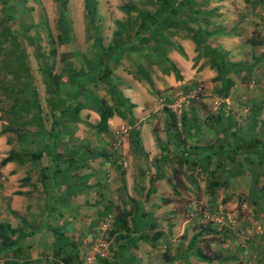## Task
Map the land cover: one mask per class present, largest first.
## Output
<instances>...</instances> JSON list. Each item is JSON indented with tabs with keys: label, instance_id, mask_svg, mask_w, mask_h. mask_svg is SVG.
Here are the masks:
<instances>
[{
	"label": "crops",
	"instance_id": "obj_1",
	"mask_svg": "<svg viewBox=\"0 0 264 264\" xmlns=\"http://www.w3.org/2000/svg\"><path fill=\"white\" fill-rule=\"evenodd\" d=\"M125 1L140 3L142 0ZM237 1L251 5L255 20L251 25L259 31L260 26L256 22H264V0H188V8L182 17L191 28L194 27L191 23V11L198 12L197 27L210 31L206 41L211 46L224 50L227 60L241 64L237 57H230V53L236 51L239 35L233 32L220 35L219 26L223 24L216 21L222 4ZM123 2L116 7L122 16L115 20H123L128 15L120 7ZM48 3L51 8L54 7L53 0ZM97 3L95 0L96 11ZM82 9V0H79L76 20V23L79 21V28L76 33L85 39ZM68 11L66 4V14H69ZM55 12L54 20L58 17L56 4ZM23 13L28 16L27 12ZM10 14L11 12L6 16L0 15V19H13ZM97 16L99 21L101 15L98 11ZM47 18L49 20L50 17ZM261 28L264 30V24ZM113 29L114 26L104 44L109 42ZM172 31L169 30L168 43L163 46L166 48V57L178 69L179 75L188 70H193V74L194 70L203 65L197 73L209 90L203 98L208 102L209 109L200 114L202 117L198 119V123L193 122L195 115L188 111L186 118L189 121L185 127H190V139L180 142L168 140V137L164 138L160 134L154 135L151 128L140 123V119L131 121V117L136 116L134 110L139 102L149 95L141 80L131 73L124 74L126 85L122 87V74L118 71V74L115 73L118 92L132 103L127 115L130 119L122 118L115 110L107 118V129L98 133L107 138L97 142L93 140L97 132L92 125L98 121V114L93 108L85 106L78 111L80 121L64 125V129L72 133L69 138L72 137L73 140L67 137L64 139L61 134L62 138L55 142V147L48 154L43 152L38 159L32 158L36 152L35 146L24 149L26 153L23 154L13 150L18 153L14 155V159L0 166V178H5L7 183H17L19 179L25 181L22 187H0V217L9 216L11 220H7L5 228L8 230H0V264L1 260L6 264H21L33 259H41L38 264H55L58 260L64 264H78L77 259L87 249L85 240L93 234L97 224L95 215L107 210L118 213L117 219L122 218L128 228L108 235L106 252L98 257L96 264H257L261 255L264 256V239L261 237L253 236L241 245L239 238L225 223L207 227L206 224L210 223L205 224L199 215L187 213V203L176 206L174 199L162 197L165 190L174 196H191L195 181L186 175L191 174L190 167L195 165L199 166V170L203 168L199 173L203 175V179L197 183L199 193L206 192L209 195V190L210 194L227 196V205L220 202L216 207L230 211L235 218V228L246 227L251 222L259 221L261 217L264 219V107L257 103L263 102L264 98H255L253 93H245L252 88L249 86L253 81L233 77L231 72L227 77L232 86L226 92L222 91L216 86L219 81L213 80L215 72L208 67L204 58H199L193 64L195 43L188 32L183 29ZM58 32L56 28L53 32L54 40ZM73 36L65 43H72ZM259 38L260 36L258 39L249 37L247 44L264 45ZM65 43H55L58 45L56 48L62 51ZM147 67L157 70V75L170 74L171 79L167 82L169 85L173 84L175 78L172 72L161 73L154 62ZM152 73H149L150 78ZM242 85H248L249 88L246 86L245 92H241ZM213 87L217 89L216 92H210ZM39 94L38 101L40 97L43 102H39L40 106L47 113L44 84ZM3 96L6 102L2 103ZM3 96H0V130L10 125L6 103L9 105L15 94H11L10 98L8 95ZM102 97L110 103L114 95H107L105 92ZM249 100H255L257 106H251L252 102ZM71 102L74 103L75 100L72 98ZM119 111L122 112L121 107ZM62 113L66 114L65 110ZM168 121L167 119L166 122ZM176 124L181 125L180 120ZM33 125L28 124V128L35 129L36 125ZM48 125L43 122V128L48 129ZM62 126L63 124H59L57 128ZM83 127L90 130L83 131ZM122 127L126 129L123 134ZM39 129L40 127L36 128ZM164 132L168 134L167 131ZM7 134L8 132L0 134V159L13 149L8 144ZM74 137L80 139L74 142ZM179 143L183 146H178ZM44 157L48 158V162H44ZM148 163L151 165L150 171L145 169ZM175 163L181 165L182 174L186 173L183 185L177 188L173 185L172 176L170 177ZM216 164L224 165V169L216 168ZM210 172L220 178L219 186L213 189L206 186ZM147 173L149 175H144ZM165 182L168 183V189ZM240 197H244V202L239 203ZM245 206L250 208L247 209L250 216L242 213V207ZM258 211L259 214L262 211L263 215L260 214L259 219L254 220L258 218ZM79 217L83 219L81 224L78 222ZM193 219H196L195 224ZM16 221L19 222L18 225ZM158 231L160 234H157ZM2 236L6 237V245H2ZM37 244H41L43 248H36Z\"/></svg>",
	"mask_w": 264,
	"mask_h": 264
},
{
	"label": "trees",
	"instance_id": "obj_2",
	"mask_svg": "<svg viewBox=\"0 0 264 264\" xmlns=\"http://www.w3.org/2000/svg\"><path fill=\"white\" fill-rule=\"evenodd\" d=\"M53 1L58 11L55 25L59 32L55 35V40L48 35V41L51 44L53 40L54 43L56 41L65 43L70 41L72 35L71 25L66 14L67 0ZM82 4L84 36L86 40L93 39V45L89 53H82L80 64L77 67H74L73 61L67 57L66 53H61L62 66L58 71H53L55 47H51L48 51L50 63L42 62L38 65L46 94L47 114L49 113L50 118L48 129L43 128L42 108L38 101L36 88L31 81L30 68L25 52L20 43L19 37H24V34L14 31L9 26L11 20L0 19V72L2 73L0 92H3L5 96L8 95V98L11 94H15L9 105L6 103L10 115V125L1 128L0 134L12 132L19 141L22 138L31 141L30 145L36 148L35 154L32 155L33 159L40 158L43 152L48 154L49 150L55 147V142L60 141L62 135L70 136L71 133L64 129V125L80 121L78 111L82 107H91L98 114V121L95 125H92L97 133L107 129V118L115 110L119 112L122 118L129 119L127 115L132 103L118 92L114 73L115 67L119 65V61H122L123 58H126L132 66L130 73L137 79L144 81L153 92L155 90L147 69V66H150L153 62L161 73L168 74L172 72L174 78L178 80L180 78L178 69L166 57V48L163 47L168 43L169 30L183 29L187 31L189 37L195 43L196 54L192 58L193 64L199 58H204L208 67L215 72L213 80L219 81L222 91L226 92L231 86V80L227 75L230 72L235 73V71H238L240 64L227 60L224 50L211 46L206 41L210 31L197 27V24L195 27L190 28L182 17L188 8V0H142L140 3L124 1L120 7L128 15L123 20L114 21V29L107 44L102 42L99 33L100 27L97 23L95 0H82ZM0 9L5 16L12 12L11 9L15 10L10 0H0ZM198 16V12L191 11V23H195ZM45 22L46 19L43 18L44 25ZM27 36L28 41L31 44L34 43L33 38ZM39 58H41L40 55L38 57L40 61ZM126 72H129L128 69H126ZM61 77H64L65 80L63 81ZM94 85L102 88L107 95H114L110 103L94 91ZM72 98L75 100L74 103L71 102ZM77 98L79 99L77 100ZM120 107L122 112L119 111ZM63 110L66 114L62 113ZM167 116L169 120L167 123L174 126L177 121L175 115L168 112ZM30 123H34L36 127ZM28 124L33 125L35 129H29ZM59 124H63V126L57 128ZM38 127L40 129L36 130ZM155 140L157 141V138ZM49 145L50 147H48ZM18 153L23 154L26 152L23 150V152L19 151ZM18 153L12 149L9 150L8 154L0 159V166L12 161L14 155ZM215 166L224 169V165L216 164ZM209 174L206 183L208 189L218 187V184H220L218 179L220 178L211 172ZM107 212L112 213V224L110 223L111 227L109 226L110 228L107 229L108 235H112L119 229L127 230L128 227L125 222H122V218L117 219L116 214L109 210L104 215ZM120 216H122V213H120ZM157 234H160V232L158 231ZM2 235H4V232ZM106 238L105 240H107ZM1 242L2 245L7 244L5 236H2Z\"/></svg>",
	"mask_w": 264,
	"mask_h": 264
},
{
	"label": "rangeland",
	"instance_id": "obj_3",
	"mask_svg": "<svg viewBox=\"0 0 264 264\" xmlns=\"http://www.w3.org/2000/svg\"><path fill=\"white\" fill-rule=\"evenodd\" d=\"M48 1L49 0H10V3L15 8V10L11 9L12 11L11 15H13L12 16L13 19H11V21L9 22V26L14 31H19L20 33L24 34V37L20 36L19 39H20L21 46H23L25 50L27 63L29 65L30 73H31V81L34 87L36 88L38 96H40L39 93L42 92V84H43V80H42L43 78H42L38 65H40L39 63H42V62L50 63L51 60L48 57V51L51 47H55L53 71H58L60 67L62 66L61 53H66L67 57L73 61L74 67H77V65L80 64L82 53L88 54L89 50H91V46L93 45V39H89V40L83 39L79 34L76 33V30L78 31V28H79L78 26L79 21H77L76 23V20H78L77 10L79 7V0H67L68 9H69L68 11L69 14H67L68 15L67 18H68L69 23H71V26H72L71 30L73 32L71 33H72V36L74 33V36H73L74 41L72 43H65L62 46L63 47L62 51L56 48L58 47V45H55V43H59V42L56 41L54 43V40H53L52 44L49 43L48 38L49 36H52L51 38H53L54 36L53 32L56 29L55 20H54L56 12H55V4H54V7L52 6L51 8V5L50 3H48ZM97 1H98L97 11H98V14L101 15V19L99 18V21H97V23L99 24V27H100L99 33L102 37V42L105 43L106 39L108 38V33L110 29L113 28L114 26L113 24L114 20L118 19L117 17L120 18L122 16V15L120 16L119 11L117 10L116 7L119 3L125 0H97ZM222 6L223 7H220L221 11L218 12L216 16V21L217 22L219 21L220 24H223L219 26L220 27L219 29L221 30L220 35H224L226 33H231V32L237 33L239 35V43L235 45L236 51L231 52L230 57H237V59L241 62V64L238 66L239 67L238 71H235L234 69L235 73L231 72V75H233V77H239L242 80L248 79L249 81H253V83H251V85L249 86V87H252L250 88V90L245 92V87L246 86L248 87V85H242L243 87H241V92H245L249 94L253 93L255 98L257 97L264 98V45L250 46L249 44H247V40L249 39V37H254L258 39V37L260 36L259 41L261 43L264 42V30L261 28V25L263 26L264 22L263 24L262 22H258V21L256 22L258 27L260 26L259 31L257 30V28H254L251 25L252 23L255 22L253 18L254 12H253V8L248 3L245 4L244 2L237 1L233 4H227V5L222 4ZM23 12H27L28 16H25ZM0 15H3L1 9H0ZM22 16L24 17L21 19ZM48 16L50 18H53L52 21H50V18L48 20L47 18ZM44 17L46 19L45 25L43 23ZM196 24H197L196 22L192 23L194 27ZM27 35L33 38L34 43H32V45L28 41ZM75 48H77V50H72ZM39 55L41 56V58H39L40 61L38 60ZM118 64L119 65L116 66L114 69V73L118 74V71H121L120 74H122V87H123L124 85H126L123 79L124 74L130 73V71L132 70V66L128 63L126 58H123V60L119 61ZM201 68L194 70L193 74H192L193 70L182 72L183 74H180V78L178 80L174 79V82L172 85H169L167 82V80L171 79L170 74L161 75L158 73L157 75L156 74L157 70L153 71V69L147 68L149 73L153 72L152 73L153 75H151V79H152L153 89L155 91L153 92L152 90H150L147 84L144 81H141L143 86L146 88V92L148 93L149 96L145 100H142L141 102H139L138 107L134 110V113L136 116L135 117L132 116L131 119L129 116V119L131 121L135 119V122L140 119L139 120L140 123L146 124L148 128H151V130L154 132V135L160 134L164 138L168 137V140H178V142L182 140L188 141L190 139L188 136L190 133L189 132L190 127H185V124L188 123L189 121L186 118L188 116V111L190 110L193 112V114L195 115L193 122L198 123V119L202 117L200 116V114L205 113L209 109L208 102L203 100L204 94L208 92L209 90H207L206 87L203 85V82L199 74L197 73V71L200 70ZM126 69H128L129 72H126ZM1 74L2 73L0 72V77H1ZM61 79L63 81L65 80L64 77H61ZM241 82H243V84H246V82L244 81H241ZM219 85L220 83L216 84V86L220 87ZM157 86H159V88H157ZM220 89H222V87H220ZM216 90H215V87H213L210 90V92H216ZM94 91L100 96L104 95L105 93V91L100 87H95ZM143 91L144 90H142V92ZM3 94H4L3 92H0V96H3ZM2 100L6 102L5 97ZM138 101L140 100H137V102ZM249 101L252 102L250 104L251 106L253 107L257 106V104L254 103L255 100L254 101L249 100ZM39 102L41 104L43 103L40 97H39ZM257 103L262 104L264 107V100L263 102L260 101ZM168 112L173 113L177 118L176 120L182 121L181 125L180 124H175L174 126L168 125L166 122L168 119V116H167ZM42 113H45V110H42ZM43 118H44L43 122H45L46 125L50 123V118L47 113L43 115ZM189 123L191 124L192 122H189ZM89 130H90L89 128L84 129L83 127V131L87 132ZM164 131H167L168 134H165ZM89 135L91 134L89 133ZM7 137H8V140H7L8 144L10 145V147H13L12 150L23 152L24 149H28L29 146H31L30 145L31 141H28L26 138H22V140L19 141L18 139H16L15 135L12 132H8ZM77 137H74V142L80 139V138L78 139ZM65 138L66 136H64V139ZM102 138H107V137L101 136L98 133H96V136L94 137L93 140L96 142L103 141ZM67 139L71 140L72 137L71 139L67 137ZM68 144L70 147L71 146L70 141L68 142ZM178 146L182 147L183 145L179 143ZM66 149H68V147H66ZM170 149H172L171 146H170ZM43 160L44 162H48L47 157H44ZM150 166L151 165H149L148 163L145 169H148L150 171L151 170ZM180 167L181 165L179 163L173 164L172 166L173 174L170 175V177L172 176L171 179H173V185L176 186V188L180 187V185H183L184 183L183 177L185 176L184 174H186V173L182 174L183 171L182 169L180 170ZM190 171H192L190 172L191 174L186 175V176L192 177V179L195 181V186L194 187L192 186V189H191L192 190L191 196H186V195L184 196L183 194L174 196V194H171V192H167V190H165V192H163L164 195L162 197L167 198V199H174V202H175L174 205L176 206H181L182 204L188 203L191 200L201 201V203H203L211 211V213H213V211L217 209V208L215 209V207L218 203L221 202L227 205V203L225 202L228 199L226 198L227 196H225L224 194H222L221 196H220V193L210 194L209 190L207 189L206 190L208 191L209 195H207L206 192L199 193L197 183L199 180L203 179V175H199V173L203 171V168L199 170V166L197 167L194 165L190 167ZM144 175H149V173L144 174ZM54 180L55 182L57 181V179H54ZM16 182L17 183H13V182L7 183L5 178L4 179L0 178V187L2 186L3 187L4 186L22 187L25 181L22 179H19ZM148 183L150 184V180L148 181ZM167 185L168 183L165 182L166 188H167ZM238 201L239 203L244 202V197H240ZM247 204L250 205L249 203ZM247 209H250V208L245 206V208L242 207L241 211L242 213H245V214L247 213V215L250 216L251 213L248 212ZM225 211L228 212V209H226ZM262 211H264V209ZM262 211L260 214L263 213ZM7 212L11 213V211H7ZM103 212L105 213V211H102L95 215V217H97L96 219L98 220L97 224L95 225V228L93 229L94 230L93 234L89 237V239L85 240V243L87 244V249H85L82 252L81 257L77 259L78 264H81V260H82V257L84 256V253L88 251L89 249V243H88L89 240L94 239L98 233H101L102 236L105 238L107 236L106 239L108 240V233H107L108 230L105 229L104 231H102L99 228V221L104 215ZM115 214L117 215V213ZM256 214H258V218L254 220H257L260 217L259 211L256 212ZM0 219H1L0 224H4V225H0V230L1 231L8 230L5 227H6V224H8L7 220L11 221L9 220V216H4L2 218L0 217ZM261 219L262 221H260ZM195 220L196 219H193L194 224H195ZM263 220H264L263 217H261L259 221L257 220L251 223H257V222L264 223ZM78 222L80 224L83 223V219L79 217ZM18 223L19 222L16 221V225H18ZM206 223H209V222H205V224ZM111 224H110V227H111ZM211 224L213 223L206 224V226L208 227ZM259 237H261L262 240L264 239V237L262 236H259ZM20 241H21V238L19 239V242ZM35 247L38 249L43 248L41 247V244H37L35 245ZM99 257H102V256H99ZM263 259H264V256L261 255L260 261L257 264H264V261H262ZM1 261H2V264H6L4 260H1ZM39 262H41V259H36V260L33 259L30 261L23 262L21 264H38ZM96 263L97 262L95 261V264ZM55 264H64V263L61 260H58V262Z\"/></svg>",
	"mask_w": 264,
	"mask_h": 264
},
{
	"label": "built area",
	"instance_id": "obj_4",
	"mask_svg": "<svg viewBox=\"0 0 264 264\" xmlns=\"http://www.w3.org/2000/svg\"><path fill=\"white\" fill-rule=\"evenodd\" d=\"M125 132V127H122V134ZM122 165L125 166V163H122ZM187 208L189 211L187 213L189 215H199L204 222L220 225L225 223L233 231L234 235L239 238V243H241V245L255 235L264 237V223H250L247 227L235 228V218L231 213L219 207H215V209H217L211 213V211L200 201L191 200L187 203ZM111 221L112 213L107 212L99 221L100 230H107ZM88 243L89 249L84 253L81 264H95L96 258L103 256L107 249V241L101 233H98L97 236H95L94 239L89 240Z\"/></svg>",
	"mask_w": 264,
	"mask_h": 264
},
{
	"label": "bare ground",
	"instance_id": "obj_5",
	"mask_svg": "<svg viewBox=\"0 0 264 264\" xmlns=\"http://www.w3.org/2000/svg\"><path fill=\"white\" fill-rule=\"evenodd\" d=\"M256 236V235H255Z\"/></svg>",
	"mask_w": 264,
	"mask_h": 264
}]
</instances>
